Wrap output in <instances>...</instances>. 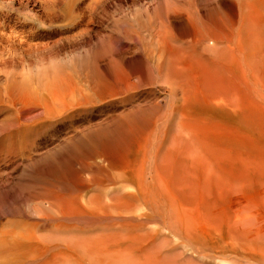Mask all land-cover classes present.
I'll return each instance as SVG.
<instances>
[{"label":"bare ground","instance_id":"1","mask_svg":"<svg viewBox=\"0 0 264 264\" xmlns=\"http://www.w3.org/2000/svg\"><path fill=\"white\" fill-rule=\"evenodd\" d=\"M14 1L17 2L0 0V176L7 178L11 159L22 155L23 148L31 143L28 132L52 125L56 116L71 117L74 101L86 102L75 87L82 78L76 81L78 76L73 78L67 73L69 69L64 74L56 72L58 58L67 51L58 38H52V33L45 30L56 26L59 20L74 16V9L61 11L59 0H20L17 6ZM21 13L47 25L40 30L45 32L35 34L44 38V42H34L26 34L34 27H27L21 21ZM40 14L46 21L41 20ZM143 15L147 27L152 28L155 23L160 29L151 42L153 48H160L159 53L171 41L182 42L183 24L192 25L194 28L190 29L195 34L203 33L205 30L201 26L198 29L197 23L202 17L214 19L208 12L200 16L187 0H165L161 6L143 11ZM98 64L94 67L99 70ZM48 65L49 70L43 69ZM84 78V87L93 92L100 93L105 88L101 77L93 79L92 86L90 77L89 81ZM211 89L218 93L216 98L227 91L220 86ZM131 115L130 112L116 120V127L110 132L87 129L83 139L70 137L66 141L69 146L61 156L46 166L38 169L36 166L37 180H42L37 187L36 222L23 232L4 231L5 237L13 239L16 253L12 259L4 258L1 247L6 242L5 238L0 239V264H264V227L258 225L262 220L257 221L246 211L219 214L212 210L213 202L209 200L212 191L233 192L239 186L235 173L214 165L219 155L193 142L195 136L180 135L173 137L170 147L160 138L156 149L152 148L155 155H149L147 148L152 137L137 134L142 121L132 119L136 114L130 118ZM133 144L142 153L136 149L141 164L134 170L129 169L132 162L127 155ZM169 159H178L181 168L185 167L184 163L192 168L199 166L200 179L185 174V168L166 180ZM151 162L152 172L145 165ZM128 175L133 178H127ZM119 178L125 182L118 184ZM91 225L97 227L91 229Z\"/></svg>","mask_w":264,"mask_h":264},{"label":"rangeland","instance_id":"2","mask_svg":"<svg viewBox=\"0 0 264 264\" xmlns=\"http://www.w3.org/2000/svg\"><path fill=\"white\" fill-rule=\"evenodd\" d=\"M61 1H57V5L61 3L59 9L62 11L72 7L74 16H68L66 21L59 20L56 26H48L47 29V25L41 24L40 20L32 21L33 17L21 13V21L27 27H34L27 30L26 34L33 37L34 42H44V38L35 34L45 32L40 30L46 28L52 33V38H58L65 45L67 51L64 54L66 57L62 55L63 60L60 57L61 62L58 58L56 72L61 74L63 71L64 74L70 70L67 73L73 78L78 76L76 81L84 76L89 81L90 77L91 86L93 79L101 77L105 88L98 94L84 87L85 83L81 79V84L75 87L77 93H81L80 98H85L86 102L74 101V107L70 109L71 117L64 119L56 116L52 125L28 132L31 143L23 148L22 155H17L9 162L10 177L0 176V223L10 220L4 225L6 227L3 224L0 226V239L5 238L6 242L1 247L4 258L8 256L12 259L16 253L13 239L5 237L4 231L23 232L36 222L37 187L42 183V180H37L36 166L37 169L46 166L61 156L69 146L66 141L70 137L83 139L87 129L110 132L116 127V120L130 112V118L134 113L136 116L132 119L143 122H139L141 126L136 123L140 127L137 134L152 137L147 150L156 149L160 138L164 139L166 147H170L173 137L177 135L195 136L193 142L219 155L214 165L229 168L235 173V182L239 186L233 192L212 191L209 195L210 202H213L212 210L219 214L246 211V214L254 215L257 221L262 220L258 225L264 227V0H187L189 7L200 16L208 12L212 18L222 20L209 21L207 17H202L197 27L199 29L201 26L205 32L196 31L197 35L183 24L184 28L183 25L180 28L182 42L171 41L168 47H162L165 59L143 56L147 41L138 39L137 32L142 28L132 16L137 8H143V11L150 9L155 0H75L74 5L71 4L73 0ZM18 2L20 0L14 1V5L17 6ZM96 3L101 4L95 7ZM89 10L94 11V14ZM143 11L134 16L144 21L143 25L147 27ZM9 12L16 15L12 10ZM40 18L44 20L43 15ZM185 38L187 41L184 44ZM96 64L100 71L94 67ZM49 68L48 65L43 69ZM177 72L190 77L191 81H178ZM207 72L211 75L204 77ZM202 79L206 85L201 82ZM218 86L227 91L224 96L216 98L218 93L211 88ZM33 137H36L35 140ZM135 145L127 154L132 162L129 169L133 170L141 164L135 152L137 149L141 153V149ZM162 148L165 149L164 146ZM153 149L148 151L149 155H155ZM177 160L169 159L166 180L170 179L171 174L182 173L185 168V174L188 172V176L193 178L196 175L200 179L199 166V169L197 166L193 169L184 163L185 167L181 168ZM16 161L20 164H16ZM152 162L145 164L146 170L149 166L150 172L154 166ZM124 182L118 179V184ZM7 223L11 225L8 227ZM89 227L94 229L97 226Z\"/></svg>","mask_w":264,"mask_h":264},{"label":"crops","instance_id":"3","mask_svg":"<svg viewBox=\"0 0 264 264\" xmlns=\"http://www.w3.org/2000/svg\"><path fill=\"white\" fill-rule=\"evenodd\" d=\"M165 0H155L154 1V3H153V7L151 6L150 8H151V10L153 9V8H155V7H157V6H161V4L164 2ZM156 2V3H155ZM142 9L141 8H137L136 10H134V13H133V20L134 21H136V23L138 24V25H140L139 26V28H142V30H138V32H137V35H138V39L140 40V39H142V40H145V41H147V46L145 47V48H143V56H145V57H147V58H149V59H160V58H162V59H165L166 58V56H163L162 54H160L159 53V50L156 48V49H153V46L151 45V42H152V39H156V33H157V31H159L160 29L158 28V25L157 24H153L152 26V28H150L149 26L146 28V27H144V25H143V23L140 21L141 19H136L135 18V16H134V14H136V13H138V12H141L142 13ZM138 15H139V13H138ZM190 24H187L186 23V26H187V28H194L192 25H190ZM189 26V27H188ZM142 31V32H141ZM150 35V36H149ZM148 39H147V38ZM186 41H187V38H185V41H184V44L186 43ZM156 50V51H155ZM175 75L177 76V80L178 81H182V82H186V83H189L190 81H191V79H190V77H186L183 73H181V72H177V73H175ZM211 75V73H204V77H208V76H210ZM185 78V79H184ZM204 79V78H203ZM203 79L201 80V82L204 84V85H206V83H204L203 82ZM203 89H204V87H203Z\"/></svg>","mask_w":264,"mask_h":264}]
</instances>
